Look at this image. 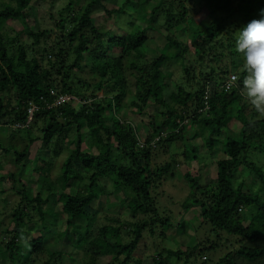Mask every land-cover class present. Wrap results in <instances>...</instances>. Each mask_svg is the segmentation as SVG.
Listing matches in <instances>:
<instances>
[{
  "label": "trees",
  "instance_id": "trees-1",
  "mask_svg": "<svg viewBox=\"0 0 264 264\" xmlns=\"http://www.w3.org/2000/svg\"><path fill=\"white\" fill-rule=\"evenodd\" d=\"M34 1L0 0V134L10 136L8 142L0 137V154L10 156L17 167L0 172V181H10L9 189L19 194L11 213L13 227L0 228V255L13 264H36L38 259L42 264H60L64 255L78 258L76 252L52 246L57 235V243L66 241L77 253L84 249L86 264H101L105 256L107 264H133L146 235L167 238L172 227H184L190 210L208 224L209 238L186 249H157L147 259L150 264H175L174 259L185 264H264V168L248 159L252 150L264 154V118L257 119L253 108L247 112L250 105L241 90L246 72L236 51L239 30L264 19V0H235L236 6L233 0H224L216 8L227 9L237 20L216 15L214 8L210 21L199 22L187 5L192 0H125L112 8L104 0H91L70 13L67 5L53 18L52 27L38 30L28 24ZM130 6L141 7L140 13ZM100 13L114 21L128 16L132 29L115 34L101 29L96 21ZM9 20H21L23 29L7 34L2 26ZM150 31L163 43L151 56L146 53ZM21 32L27 33L25 39ZM172 61L182 62L180 82L168 70ZM84 71L94 80L83 77ZM232 74L237 75L233 87L222 88ZM61 94L74 98L56 105ZM127 98L140 122L147 123L143 140L141 127L122 116ZM32 105L38 109L24 126ZM236 120L241 123L238 138L227 132ZM188 132L190 147L185 145L182 154H176L178 160L152 165L159 143L184 141ZM199 135L202 147L210 151L222 143L223 157L217 160L211 185L204 186L199 173L190 169L184 174L191 191L183 204L185 214L175 220L159 211L153 186L180 161L197 159L201 146L192 140ZM13 136L20 139L12 142ZM62 153L67 156L63 173L53 177L54 156ZM3 164L0 160V170ZM244 172L249 179L239 180ZM100 178L110 179L114 187L106 189ZM107 195L119 198L124 211L108 214L98 233L81 229L78 221L96 218L107 206ZM61 213L66 216L63 221ZM211 232L220 239L229 235L225 245L234 247L212 263L209 255L191 262L197 249L200 257L209 249H220L217 242L211 243Z\"/></svg>",
  "mask_w": 264,
  "mask_h": 264
},
{
  "label": "rangeland",
  "instance_id": "rangeland-1",
  "mask_svg": "<svg viewBox=\"0 0 264 264\" xmlns=\"http://www.w3.org/2000/svg\"><path fill=\"white\" fill-rule=\"evenodd\" d=\"M89 1L91 0H35L34 1L35 3L28 10L29 12V18H28L29 23L28 24L31 27H33L35 30H38L40 28H45V27H52L53 18L58 17V12L62 8L66 7L67 5H71L68 8L69 9L68 13H70L72 10L78 9L79 7H84ZM133 1L136 2V0H133ZM223 1L224 0H192V1L187 2L188 3L187 5L190 7L191 14L194 15L197 22H199L201 19H204L205 21H210L211 18L209 15V11L216 8V5L218 3H222ZM104 2H106L108 7L112 8L114 6L121 5L122 3L125 2V0H104ZM232 5L233 6L237 5L235 0L232 1ZM130 7H131L130 10L132 12L134 11L137 12L136 13L137 15L141 11V7H138V10L136 6L135 7L130 6ZM137 15L134 17L137 18L136 21L140 23L141 19H139ZM216 15L229 16L228 20L238 19L236 16L231 15L227 11V9H217ZM98 17L99 18L98 19L96 18V21H98V24L101 27V29L112 30L113 34L121 33L122 30L132 29V26L129 25L132 19L129 18L128 16L124 15L122 17H118L116 21H114L115 20L114 18L113 19L107 18V16L104 15L103 13H100ZM160 20L163 21L162 18ZM22 24L23 23L21 20H9L3 24L2 28L4 32H6L7 34L10 33V35L13 36L14 34L15 35L17 34L18 30L23 29ZM150 33L152 35V39L151 41L148 42V47L146 51V53L149 54V56H151L150 55L151 53L158 52L161 49L162 44H163L161 41V36L159 34L154 33L153 31H150ZM21 35H22L21 37L25 39L27 33L23 32ZM184 37L186 38L188 37L187 32H185ZM156 49H158V51ZM115 51H116L115 53L117 54L119 53V49H116ZM168 70L171 72V75H172L171 77L174 81L180 82L182 80L183 78L182 62L180 61L170 62L168 64ZM198 70H199V67L196 68L195 72H198ZM82 76L87 79L93 78L89 72H85V71L82 72ZM128 76L131 79V76L129 74ZM93 80L94 79H92V81ZM129 88L131 91L135 90V86L133 85L131 80L129 82ZM89 93H91V91H89ZM100 94H102V91L100 92ZM130 101L131 100L129 98H127L124 101L122 116L123 118L128 117L133 122V124L139 125L141 127L140 134L143 140L145 139L147 135V131H146L147 123L142 124L140 122L141 117L135 113L134 108L129 107ZM251 108L252 107L250 106L249 110H247L248 113L251 112ZM240 128H241V123L238 120L234 121L233 124H231V129L227 131L228 135L238 138ZM258 129H260L259 125H258ZM10 131L11 129L10 127H8V133H10ZM35 133H38L37 128H35ZM190 136H191L190 133L188 135L186 134L184 141L179 140L177 142H171L169 144L167 142L159 143L153 155L152 165L156 166L157 164H161L165 161L178 160L177 158L178 155L176 154L178 153L182 154L185 145L190 147L191 142L187 140L188 138H190ZM0 137L4 138L6 142H8L10 138L9 135H1ZM17 139H20V138L17 136H13L11 141L17 142ZM192 143L196 144L199 147L201 146L197 159L192 160L191 162H187V163L180 161L179 164H176L177 166L172 168L168 173H165L161 177V179H156L155 184L153 186V194L157 198V205H158L159 211L164 213L165 216L166 214H169L170 217L175 220L180 219V217L183 214H185L183 204L187 201L190 191H191L190 185L185 179L184 174L190 169L193 174L199 173L200 181L202 184H204V186L211 185L214 182V179L216 178V172H217V167H218L217 160L220 159V156L222 155V152H223L222 143L216 145L213 151L208 150L206 147H202L204 143L202 135L197 136L194 140H192ZM19 144L23 146V143H19ZM38 145L40 144L38 143L36 144L35 146L36 149H38L39 147ZM88 145L89 143L85 141V143L83 144V147H87ZM35 148L34 150L36 154ZM114 153L115 155L118 154V156H120L118 151H115ZM49 156L50 155H48V153L45 154L46 158L47 157L49 158ZM66 157L67 156L64 155V153H62L59 156H54L55 159L53 160V163H54L53 164L54 170L52 174L53 177H55L56 174L58 175V173H63V167L61 165L66 160ZM0 158H1L0 160L4 163L3 168L0 170L1 173H7L9 171H13L17 169L15 164L10 160V156L0 154ZM248 159L256 162L258 165L264 168V154H261V153H258L252 150L248 153ZM31 173H32V178L36 179L37 174L34 172H31ZM238 179L248 180L249 174L244 172L239 175ZM100 182L105 186L106 189H111L114 187V183L108 178H100ZM35 185H38V184H35ZM11 187H12V183H10V181H6V180L0 181V223H1L0 228H2V226L10 227V228L13 227V220H12L11 213L13 212V209L18 205L19 194H17V192L14 190L9 189ZM104 200H105V205L107 206L104 208L103 211L99 213V215L96 218L93 217L91 220L89 219L88 222H86L87 220L78 221V224L81 229L82 228L86 230L90 229L89 231H91L92 233H98L99 232L98 228L104 223H106L105 218L108 214L109 216H116V215L118 216V213L124 211V209L120 207V204L122 201L119 198L111 196V195L110 196L107 195ZM99 202L100 200H98L95 203V206L93 204V206L96 207ZM191 209L193 210V208ZM56 210L60 211L62 210V208L56 207ZM59 217L63 221L66 216L65 214L61 213ZM121 217L123 218L124 216L121 215ZM184 223H185L184 227L182 228H178L179 226L176 225L175 227H172V229H169L167 231L168 236L165 239H162L159 236H155L153 238L150 235H146L140 241V245L138 246L139 249L138 251H136V256H134L135 260L132 261L133 264H138L139 261H141V264H150L147 259L150 255L151 256L154 255L157 249H164V248L175 249V250L186 249L187 246H193L197 243L201 244L200 241L202 240L206 241L209 238V226L208 224L202 223V219L198 216V214L196 213L193 214V212H190L189 210L188 215L185 216ZM61 224H62V227H64L63 230H65V221L62 222ZM32 225L33 224H30L29 226L32 227ZM33 229L35 230V228ZM161 232H162V228H160L159 233ZM210 236H211L210 237L211 243L217 242L220 246V249L219 250L209 249L207 254L204 253L201 257H200V251L197 249L191 257V262H196L200 258L204 259L207 255H209L208 259L210 257L211 259L210 263H212V259L217 261L220 258V256L223 255V253H225L226 251L227 252L231 251V249L234 247V245H231L230 247L225 245V242H227V240L231 238L229 237V235L222 236V238L220 239L215 233L211 232ZM57 239H58V236L56 235L54 240L51 242V244H53L52 246H55V248L62 247L64 251H67L72 254L76 252L77 257H78L76 259H73L67 255H64L63 262H61L60 264H86L85 261H88L89 258L84 252V249L79 250L77 253L75 248L71 246L68 242L62 241L61 244H59L57 243ZM1 247L2 246H0V248ZM108 261H109V258L105 256L103 257L100 263L107 264ZM172 262L175 264H185L184 260H179V259H174ZM0 264H13V262L4 258L3 255H0ZM16 264H20V261L16 262ZM36 264H42L41 260L38 259Z\"/></svg>",
  "mask_w": 264,
  "mask_h": 264
},
{
  "label": "clouds",
  "instance_id": "clouds-1",
  "mask_svg": "<svg viewBox=\"0 0 264 264\" xmlns=\"http://www.w3.org/2000/svg\"><path fill=\"white\" fill-rule=\"evenodd\" d=\"M236 51L243 57L246 72L241 89L244 98L258 113L257 119L264 118V19L252 20L239 30Z\"/></svg>",
  "mask_w": 264,
  "mask_h": 264
},
{
  "label": "built area",
  "instance_id": "built-area-1",
  "mask_svg": "<svg viewBox=\"0 0 264 264\" xmlns=\"http://www.w3.org/2000/svg\"><path fill=\"white\" fill-rule=\"evenodd\" d=\"M237 79V75L236 74H232L230 75V77L222 84V88L226 89V90H229L233 87L235 81ZM211 86L208 85L207 86V90H206V95H205V103H206V107H209V97H210V91H211ZM52 94H55L54 90L51 91ZM74 97L70 96V95H64V94H61L59 95L57 98H56V101H55V104L58 105V104H61V103H64L65 101H68V100H71L73 99ZM38 109V106L36 105H32V107L29 109V119L26 123H24V126L30 124V122L32 121L33 119V113L35 110ZM158 139V138H156Z\"/></svg>",
  "mask_w": 264,
  "mask_h": 264
}]
</instances>
